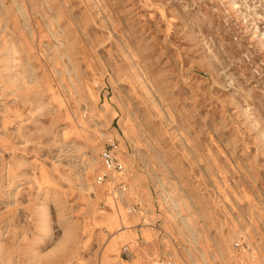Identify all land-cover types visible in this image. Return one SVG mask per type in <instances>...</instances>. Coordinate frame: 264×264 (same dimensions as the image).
Masks as SVG:
<instances>
[{
	"label": "rangeland",
	"instance_id": "obj_1",
	"mask_svg": "<svg viewBox=\"0 0 264 264\" xmlns=\"http://www.w3.org/2000/svg\"><path fill=\"white\" fill-rule=\"evenodd\" d=\"M0 264H264V0H0Z\"/></svg>",
	"mask_w": 264,
	"mask_h": 264
},
{
	"label": "built area",
	"instance_id": "obj_2",
	"mask_svg": "<svg viewBox=\"0 0 264 264\" xmlns=\"http://www.w3.org/2000/svg\"><path fill=\"white\" fill-rule=\"evenodd\" d=\"M116 152H117V144L114 141L109 142V144H107V146H105V148L102 150L101 160L103 161V164L107 170L102 172L98 176L101 182L108 179L109 171L111 170L123 171L124 170L125 166L123 162L117 156ZM133 210L135 211V208ZM236 246L238 247L240 245L237 244ZM128 248H129L128 245L124 246L125 250H128ZM238 248H241V246Z\"/></svg>",
	"mask_w": 264,
	"mask_h": 264
}]
</instances>
